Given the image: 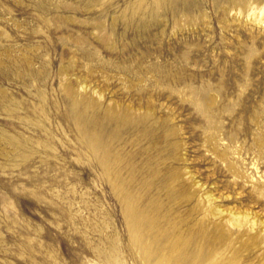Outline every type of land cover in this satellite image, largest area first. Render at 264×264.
Segmentation results:
<instances>
[{
    "label": "rangeland",
    "instance_id": "1",
    "mask_svg": "<svg viewBox=\"0 0 264 264\" xmlns=\"http://www.w3.org/2000/svg\"><path fill=\"white\" fill-rule=\"evenodd\" d=\"M0 264H264V0H0Z\"/></svg>",
    "mask_w": 264,
    "mask_h": 264
}]
</instances>
